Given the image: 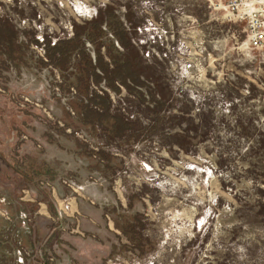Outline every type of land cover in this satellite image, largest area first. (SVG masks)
<instances>
[{
  "label": "rangeland",
  "instance_id": "374dc122",
  "mask_svg": "<svg viewBox=\"0 0 264 264\" xmlns=\"http://www.w3.org/2000/svg\"><path fill=\"white\" fill-rule=\"evenodd\" d=\"M106 12L145 72L92 87L136 126L115 142L45 55ZM263 136L264 58L224 0H0V264H264Z\"/></svg>",
  "mask_w": 264,
  "mask_h": 264
},
{
  "label": "trees",
  "instance_id": "16d2710c",
  "mask_svg": "<svg viewBox=\"0 0 264 264\" xmlns=\"http://www.w3.org/2000/svg\"><path fill=\"white\" fill-rule=\"evenodd\" d=\"M108 34L119 49L114 47ZM133 37L115 15L106 12L103 17L76 27L72 38L59 39L53 46L48 41L45 43L49 65L61 74L62 82L59 87L63 95L69 93L71 88L77 94L69 100L75 120L89 129L94 137L102 138L103 135L109 142L122 141L135 134V125L113 109L109 96L104 93L96 94L92 87L98 86L103 80L107 88L116 93L119 92L116 83L131 92L127 82L137 87L142 85L140 79L145 77L143 61L133 43ZM8 42L10 44V38H7ZM85 43H89L94 49V62L85 51ZM163 107L162 103H157L154 112L159 114ZM176 145L181 147L180 144ZM259 146L264 150V136ZM126 227L123 233L129 234L127 237L131 239V227L128 224Z\"/></svg>",
  "mask_w": 264,
  "mask_h": 264
},
{
  "label": "built area",
  "instance_id": "2783aa9c",
  "mask_svg": "<svg viewBox=\"0 0 264 264\" xmlns=\"http://www.w3.org/2000/svg\"><path fill=\"white\" fill-rule=\"evenodd\" d=\"M227 9L235 21L245 23L247 45L261 53L264 58V0H260L246 12L238 9L241 0H224ZM66 208L69 207L67 203Z\"/></svg>",
  "mask_w": 264,
  "mask_h": 264
},
{
  "label": "crops",
  "instance_id": "0c3cea01",
  "mask_svg": "<svg viewBox=\"0 0 264 264\" xmlns=\"http://www.w3.org/2000/svg\"><path fill=\"white\" fill-rule=\"evenodd\" d=\"M0 186H4L5 188H7L10 184L8 183V180H7V178H6V180L1 176V178H0ZM0 226H1V228H3V227H5V226H7V223H5L3 220H1V222H0ZM19 236H20V239H22V237H23V234L20 232L19 233ZM2 243H1V245H4V244H6V243H4L3 241H1ZM4 243V244H3ZM0 245V250L2 249V246Z\"/></svg>",
  "mask_w": 264,
  "mask_h": 264
}]
</instances>
